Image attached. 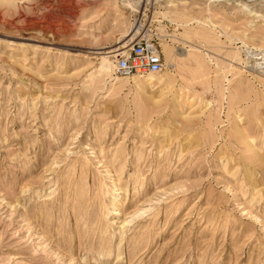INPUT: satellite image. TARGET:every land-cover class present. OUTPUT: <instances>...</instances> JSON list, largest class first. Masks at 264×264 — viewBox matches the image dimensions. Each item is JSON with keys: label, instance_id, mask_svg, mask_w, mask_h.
Returning a JSON list of instances; mask_svg holds the SVG:
<instances>
[{"label": "rangeland", "instance_id": "rangeland-1", "mask_svg": "<svg viewBox=\"0 0 264 264\" xmlns=\"http://www.w3.org/2000/svg\"><path fill=\"white\" fill-rule=\"evenodd\" d=\"M0 264H264V0H0Z\"/></svg>", "mask_w": 264, "mask_h": 264}, {"label": "built area", "instance_id": "built-area-1", "mask_svg": "<svg viewBox=\"0 0 264 264\" xmlns=\"http://www.w3.org/2000/svg\"><path fill=\"white\" fill-rule=\"evenodd\" d=\"M114 73L130 78L148 72H162L165 68L160 42L149 37H139L128 48L113 54Z\"/></svg>", "mask_w": 264, "mask_h": 264}, {"label": "bare ground", "instance_id": "bare-ground-1", "mask_svg": "<svg viewBox=\"0 0 264 264\" xmlns=\"http://www.w3.org/2000/svg\"><path fill=\"white\" fill-rule=\"evenodd\" d=\"M161 1H165V0H161ZM129 5H131L133 8L134 6L136 5H133V3H130ZM135 9V8H134ZM136 10V9H135ZM137 11V10H136ZM139 30V27L137 28L136 26V29L132 32H130V34H127L125 35V39L122 43H120L119 46H116V47H113L111 48L110 50H102L104 47L102 48H95L91 53L93 54H98V55H101V61L98 63V67H97V70H98V74H101L100 77L102 76H110L111 77V80H114L116 79L117 77H113V74H114V68H115V61L113 60V54H117L119 51H121L122 49H125V48H128V46L134 41L136 40V35H137V32ZM127 38H130L128 39V41L126 40ZM134 39V40H133ZM138 39V38H137ZM131 41V42H130ZM184 41V40H183ZM130 42V43H129ZM129 43V44H128ZM194 45V44H193ZM195 46L193 47H190V49L182 52V53H178V52H173L168 46L167 44L164 45L163 47V51H164V56H165V59H166V62L167 64L170 66V67H173L174 66V60L176 58V56H184V57H194L191 61H193L194 63V66H199L202 64V60L201 58H203L204 56L202 55V51H200L201 49L198 48V50L196 51V47L194 48ZM195 50V51H194ZM205 56H207V58H209L211 60V56L207 53H204ZM112 58V60H111ZM205 58V57H204ZM190 59V58H189ZM208 59V60H209ZM183 60V59H182ZM157 73H160V72H148V73H144V74H140V75H134L133 77H137L139 76L140 78H143L141 80V86L142 85H151L152 81L154 78H156V75ZM146 76V77H144ZM133 77H130V78H133ZM115 184V183H114ZM109 245V244H108ZM100 248V247H99ZM110 248V247H109ZM100 250V249H99ZM109 255L111 253L110 249H109V252H107ZM104 254V253H103ZM107 254V255H108ZM100 256V254H99Z\"/></svg>", "mask_w": 264, "mask_h": 264}]
</instances>
